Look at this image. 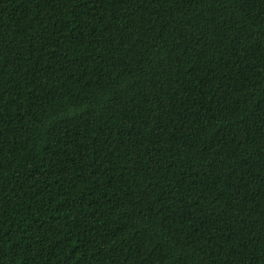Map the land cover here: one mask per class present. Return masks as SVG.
<instances>
[{
    "label": "trees",
    "instance_id": "obj_1",
    "mask_svg": "<svg viewBox=\"0 0 264 264\" xmlns=\"http://www.w3.org/2000/svg\"><path fill=\"white\" fill-rule=\"evenodd\" d=\"M0 264H264V0H0Z\"/></svg>",
    "mask_w": 264,
    "mask_h": 264
}]
</instances>
